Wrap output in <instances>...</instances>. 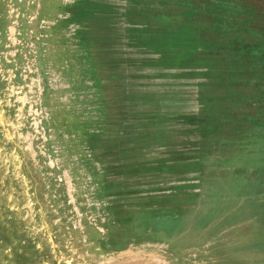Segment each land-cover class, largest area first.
Returning a JSON list of instances; mask_svg holds the SVG:
<instances>
[{"label": "rangeland", "instance_id": "1", "mask_svg": "<svg viewBox=\"0 0 264 264\" xmlns=\"http://www.w3.org/2000/svg\"><path fill=\"white\" fill-rule=\"evenodd\" d=\"M0 264H264V0H0Z\"/></svg>", "mask_w": 264, "mask_h": 264}, {"label": "flooded vegetation", "instance_id": "2", "mask_svg": "<svg viewBox=\"0 0 264 264\" xmlns=\"http://www.w3.org/2000/svg\"><path fill=\"white\" fill-rule=\"evenodd\" d=\"M143 2H144V1H143ZM147 5H148V4H146L145 2H144V3L141 2V3H140V6H137V7L133 8V9H134L135 11L138 10V11H142V12H143L144 8L147 7ZM139 7H141V8H139ZM142 19H143V18H142Z\"/></svg>", "mask_w": 264, "mask_h": 264}, {"label": "trees", "instance_id": "3", "mask_svg": "<svg viewBox=\"0 0 264 264\" xmlns=\"http://www.w3.org/2000/svg\"><path fill=\"white\" fill-rule=\"evenodd\" d=\"M232 4H234V3H228V4L226 3V5H225L224 7H228L229 5L231 6ZM257 154H260V153H256V155H257ZM237 188H239V187H237ZM232 191H233V190H232ZM230 192H231V191H230ZM233 192H235V191H233ZM251 197H252V195H251Z\"/></svg>", "mask_w": 264, "mask_h": 264}, {"label": "bare ground", "instance_id": "4", "mask_svg": "<svg viewBox=\"0 0 264 264\" xmlns=\"http://www.w3.org/2000/svg\"><path fill=\"white\" fill-rule=\"evenodd\" d=\"M2 179V178H1Z\"/></svg>", "mask_w": 264, "mask_h": 264}]
</instances>
